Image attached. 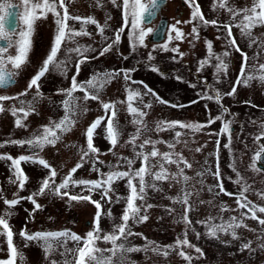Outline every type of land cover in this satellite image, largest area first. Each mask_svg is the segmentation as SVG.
<instances>
[{"label": "rangeland", "instance_id": "374dc122", "mask_svg": "<svg viewBox=\"0 0 264 264\" xmlns=\"http://www.w3.org/2000/svg\"><path fill=\"white\" fill-rule=\"evenodd\" d=\"M216 2L218 3V0ZM0 3H16L21 5L18 11H22L21 0H0ZM196 3L199 4L204 17L209 21H217V25L210 24L205 27L200 25L199 21L185 23L191 19L192 8L189 3L186 0H168L159 11L168 17L165 36L160 42H149L146 36L145 46L134 44L129 36V27L121 33L119 44L113 45L109 52L100 55L104 47L113 44L116 32L123 25L122 0H117V4L121 6L113 5L110 0H66L71 16L93 17L101 27H104L107 21L103 35L96 25L89 24L85 28L90 35L77 36L75 43L69 41L63 44L57 59H67V71L61 74L50 67V71L39 82L40 96H37L35 87L28 90V84L49 55L54 43L56 25L54 17L49 14L47 19H40L35 24L27 63L20 69L15 83L7 88H0V96L18 97L0 102L5 109L0 112V144L4 145L0 147V155L17 158L21 155L36 154L50 165V169H45L38 163L21 162V168L28 177L24 189L21 190L18 182L13 183L15 176L11 162L0 160V194L8 200L28 197L38 192L52 169L57 173L54 189L78 163L83 164V167L73 174V179L76 180H102L106 178L104 174L110 171L134 172L143 163L138 153L148 155L153 150V144H144L145 140L157 142L155 149L159 153H171L172 159L177 161L168 163L162 156L149 157L147 165L152 175H145L146 184L149 186L145 189L144 199L136 201L137 205L141 206V215H147L148 220L144 223L130 220L131 231L142 235L128 236L127 239L122 238L117 242L124 244L125 248L143 249L147 245L148 250L117 252L112 264H264V225L259 223V219H264V213L257 211V219H253L251 212L247 208H240L236 202L243 187L250 186L244 193L247 200L252 202L249 207H264V198L260 195L264 193V170H253V166L259 169L254 157L260 145H264V139L259 142L255 139L264 133V128L261 127L264 125V83L253 80L248 86L236 85V81L241 78L242 54H246L248 58L245 75H259L260 65H264V25L254 27L251 36H244L240 28L235 26L241 22L244 13L233 17L228 11V8L237 11L251 9L254 0H227L226 8L215 9L214 0H196ZM60 11L62 12V9ZM156 21L155 17L144 27L154 28ZM177 21L180 23L177 24ZM68 24L77 31L81 28V23L76 20H69ZM174 24L184 33V38L172 39L169 42V28ZM226 24L232 25V37L235 38L240 51L230 46V38L224 27ZM19 27H22V24L17 20L16 28ZM193 27H198V37L192 33ZM171 35L174 37L175 33ZM207 42L212 43V51L216 55L229 53L224 57L228 64L226 72H218L217 61L214 58L209 59ZM165 44L167 51L162 48ZM77 46L91 49L84 53L87 60L80 65L78 82L87 81L93 75L106 72L119 75L98 91V100L85 101L84 92L73 93L79 98L75 111L70 114L74 125L71 131L58 133L61 138L54 146L46 145L40 150L28 145L21 147L8 143L12 140L30 139L39 134L43 126L59 122L65 116L62 102L67 97L62 90L70 87L71 78L76 73L75 65L83 58L66 50ZM11 54L15 55V49L11 50ZM149 55L152 59H149ZM204 60H208V63L201 67ZM8 67L10 68V65ZM153 67L159 71H152ZM125 72H128L130 79L124 78ZM233 86H236V94L226 95ZM128 90L141 94L133 101V106L145 112L144 117L132 115L127 111ZM26 91V95H19ZM216 91L225 94L219 104L214 99L204 98L208 95L214 96ZM156 97L166 103H159ZM102 103L115 104L114 122L120 133L115 148H111L110 142L105 138L106 121L111 111L106 113ZM29 104L34 108V112L26 119H23L22 113L17 114L23 119L26 127H16L17 117L12 115L11 109L23 107L27 110ZM225 108L228 109L227 112H223ZM217 115H222L223 119L207 123ZM97 118H104L93 137V144L99 151L90 153L81 160L83 152L87 151L86 129ZM138 119H142L144 123H133ZM161 121L200 123L206 126L199 132L178 126L159 131L157 124ZM225 121H231L230 138L228 134L220 132ZM137 128H140L138 138L134 144L129 143L136 135ZM177 132L180 133L179 137L176 136ZM197 148L200 149L199 152L196 151ZM181 158L187 161L191 168L186 167ZM128 160L133 161L131 168L128 166ZM160 164H163L166 170L167 180L157 181L154 178V174L161 170ZM180 169L190 178L188 181L180 175ZM217 169L219 177L214 175ZM237 179H240L239 185L235 183ZM134 183L138 186V179L134 180ZM219 184H223L225 191L234 195L229 196L221 192ZM112 187L114 190L109 193L111 202L102 200L98 190L89 193L85 186L70 184L61 192L67 191L70 195H91L93 200L100 201L104 213L100 228L101 235H104L111 232L114 225L122 222L121 216L126 207L125 198L129 195L127 178L116 181ZM185 195L188 198L187 204L176 202L177 199L182 201ZM34 199L42 206L41 209L35 210L29 200L21 199L20 203L11 209L13 214L10 217L4 215L6 205L3 199H0V215H4L8 220L14 233L13 243L19 253L16 264H53V261L55 264H65V261L75 264L77 254L75 251H66L63 238L51 239L52 250L46 255L43 241L28 242L25 247V241L19 233L21 230H26L29 234L67 230L84 237L94 227L97 211L94 204L71 201L68 197L54 194V190H46L45 194L34 196ZM147 205L152 207L148 208ZM185 208H190V227L182 219ZM170 209L172 211H169ZM109 211L112 213L111 217L106 215ZM233 217L244 225L235 229L238 239H233L230 232H220L218 238L207 234L208 225H227L232 222ZM185 234L194 247H175L176 240H183ZM245 244L250 245V248H244ZM168 245L174 247L166 248ZM157 246L161 249L160 253L152 251V248ZM77 247L71 240L66 244L67 249L75 250ZM97 247L109 249L112 245L101 240L97 242ZM196 248L201 249L202 254L196 252ZM164 251H167V256L162 254ZM180 251L190 256L191 260L181 257ZM96 255L101 256L100 253ZM110 255L108 252L102 254L104 258ZM21 256L23 259H20ZM8 258L6 237L0 236V260Z\"/></svg>", "mask_w": 264, "mask_h": 264}, {"label": "snow or ice", "instance_id": "6c2138e0", "mask_svg": "<svg viewBox=\"0 0 264 264\" xmlns=\"http://www.w3.org/2000/svg\"><path fill=\"white\" fill-rule=\"evenodd\" d=\"M113 5L121 6L117 4V0H110ZM189 3L190 7L192 8L191 12V19L190 21H186L185 23H191L193 21H199L200 25L208 26V25H217V21L207 20L199 6L196 3V0H186ZM22 4V11H11L9 10L8 16L17 18L19 24H22V27L13 28L11 31L6 30L7 26L9 25V21L5 15H0V88H7L8 86L15 83L16 77L19 75L20 69L27 63L28 54L31 50L32 40L31 37L34 33V27L38 20L40 19H47L48 15L51 14L54 17V23L56 25V34L54 38V43L50 49L49 55L43 61L42 66L38 69L36 74L31 78L28 84V90H31L33 87L36 89L37 96H40V81L46 74L50 71V67L56 69L61 74L66 73L67 71V59L66 60H58V53L61 51V46L67 42L75 43V37L77 36H88L90 35L89 32L86 31V25H96L99 29L101 35H103L105 31V27H107V21H105V26L101 27L99 23L93 17L83 18L80 16H71L68 12V8L66 6V0H21ZM21 5H15L14 7H20ZM159 7V0H122V19L123 25L122 27L116 32L115 38L113 40V44H109L107 47H104L100 52V55H104L105 53L109 52L113 45L119 44L121 41V33L125 32V29L131 28V32L129 33L130 39L134 41V44H138L139 46H145V37L148 36L153 32V28L151 27H144L145 24H150L153 18L156 15V10ZM226 8L227 7V0H214L213 8ZM62 9V12L60 11ZM5 10V5L0 3V12ZM228 11L233 14V17L240 15V13H244L241 22L236 27L240 28L241 34L244 36H251V30L256 26L264 25V0H254L253 7L251 9L244 8L239 11L234 10L232 8H228ZM110 19V17H109ZM69 20H76L81 23V28L79 31L71 28L68 24ZM177 24L180 21L176 22ZM225 29L227 30L228 37L230 38V46L236 48L237 51H240L238 45L236 44V40L232 37V25H224ZM171 33H175L173 37ZM192 33L198 37V27H193ZM184 38V33L180 31L176 25H171L169 28V42L172 39L182 40ZM209 59H215L217 61V71L218 72H226L228 69V64L225 62L224 57L229 55L228 52H224L222 56L216 55L213 51V45L211 42H207L206 44ZM162 48L167 51L168 47L167 44L162 45ZM15 49V55L11 54V50ZM91 49L87 47H80L77 46L76 48L67 49V52H75L81 57L82 59L78 60L75 67L76 73L71 78V85L68 89L62 90L64 95L67 97L62 103L65 108V116L59 122H51L48 126H43L41 132L39 134L33 135L32 138L27 140H12L8 143L13 145H19L23 147L24 145H28L30 148L33 149H40L46 145L54 146L56 142L61 138L58 133H64L71 131L72 126L74 125V121L71 120L70 114L73 113L77 107V100L79 98L75 97L73 93L76 91L84 92L83 99L87 100H98V91L102 89L106 84L110 83L112 79L115 78L116 75L119 73H112L106 72L103 74H96L93 75L90 79L84 82H78L77 76L79 75L80 65L83 64L87 60V56L84 53L89 52ZM173 51H178V49H172ZM182 55V54H181ZM243 63L240 69L241 78L236 81V85H243L248 86L253 80H259L261 83H264V65H260L259 75H245V71L247 68V56L246 54H242ZM149 59H152L151 55H149ZM208 63V60H204L201 62V67ZM10 65V68L8 67ZM152 71H159L157 68L153 67ZM124 78L130 79L128 72L124 73ZM92 90V91H90ZM149 93L151 90H148ZM26 92L20 93L19 95H26ZM236 94V86H233L231 91L226 93L228 96H232ZM140 93L138 91L128 90L127 95V111L135 116L144 117L146 115L145 112L138 109L137 107L133 106V101L140 97ZM225 94L216 91L214 96L208 95L204 98L208 100H215L216 103H220L222 96ZM18 97H9V96H0V102L6 101L9 99H17ZM35 99V97H34ZM159 103H166L159 97H156ZM23 104L24 102L21 101ZM146 107H151V105H145ZM174 107L176 105H173ZM102 107L105 112L111 111V115L107 117L105 132H106V139L110 142L111 148H115L118 144L120 133L118 131V126L114 122V118L116 117L115 111V104L111 103H102ZM5 111L2 104H0V112ZM86 111V109H85ZM228 109H223V112H227ZM12 115L16 116L15 126L16 127H26L23 123V119H26L28 115L34 112V108L31 104L27 110L23 107L17 109H11ZM22 113L23 119L20 118L17 114ZM104 118H97L93 121L89 127L86 129L85 136L87 140V151L83 152L81 156V160L84 157L89 156V154L98 153L99 149L96 148L93 144V137L96 133V130L101 127L102 121ZM222 115H217L214 118H210L208 120V124L215 123L217 120H222ZM133 123L135 124H143L144 121L142 119L134 120ZM230 124L231 121H225L222 124V128L220 130L223 134H228L230 138ZM180 128H187L191 129L192 131L199 132L204 128L205 124L200 123H184L181 121H161L157 124V130L159 131H166L176 127ZM146 127V125H145ZM264 128V125H261ZM140 134V128H137V133L132 137L129 143H135L136 139ZM219 134V133H218ZM176 136L179 137L180 133L177 132ZM256 141L259 142L260 139H264V133L260 136H257ZM153 144V150L148 154L145 155L144 153H138L140 157H142V166L135 170L134 172L129 171H110L105 175V179H98V180H84V179H73V174L81 167L83 164L78 163L74 168L71 169L70 173L62 180L59 185H56L53 189L54 178L56 177L57 173L54 169L50 171V175L45 178L42 182L41 187L39 188L38 192L29 195L28 197H18L12 200H8L0 194V199H3L4 204L6 205V210L4 215L11 216L13 213L11 209L18 205L21 199L29 200L33 205L35 210L41 209V205L37 203L34 199V196L43 195L45 194L46 190H54V194L59 195L61 197H68L71 201H85L91 202L94 204L95 208L97 209L95 217H94V227L92 231H89L85 234L84 237L79 236L78 234L71 233L67 230L59 231V232H36L33 234H29L26 230H21L19 233L20 237L25 241V247L28 246V242L36 241L41 242L43 241V250L45 251L46 255L51 252L52 245L50 243L51 239H60L63 238V245L65 246L66 251H75L77 254L75 264H112V259L115 257L117 252L120 253H131V252H139V251H147L148 246L146 245L145 248L141 249L138 247H131L125 248L124 244H118L119 240L127 239L128 236L132 235H142L138 233H133L131 228L129 227V221H134L136 223H144L148 220L147 215H141V206L137 205L136 201L144 199V193L146 187L149 185L146 184L145 175H152L147 162L149 157H157L162 156V158L168 163H177L172 159L171 153H159L158 150L155 149V143L151 140H145L144 144ZM3 144H0V147H3ZM143 147V145H141ZM169 147H174V145H169ZM227 147V145H226ZM197 152L200 151L199 148L196 149ZM262 154H264V145H260L258 151L255 154L254 159L260 160L262 158ZM179 155V154H177ZM0 160H8L11 162V168L13 170V174L15 176V181L13 183L18 182V186L21 190L25 187V182L28 180V177L23 172L21 168V162H33L38 163L39 165L43 166L45 169H50V165L42 158H39L36 154L34 155H21L17 158H13L11 155H0ZM182 162L185 164L186 167L191 168V165L187 163V161L181 158ZM129 168H131L133 161H127ZM160 171L154 174V178L157 181L160 180H167L168 175L166 170L164 169L163 164H160ZM254 171H261V169H256L253 166ZM97 171H99L97 169ZM180 175L183 176L185 181H188L190 178L184 175V170L180 169ZM198 175H200L198 173ZM215 176L219 177L220 173L217 169V172L214 173ZM239 175V174H237ZM127 178V187L129 189V195L125 198L126 200V207L123 210L121 216V223L119 225H114L111 232L105 233L101 235L102 229L100 228V220L102 217V206L100 201L93 200L91 195H70L67 191L61 192L62 189H67L69 185L75 186H85L89 193L93 191H99L101 195V199H107L111 202V197L109 193L112 192L113 184L118 180H123ZM138 179V186L137 183H134V180ZM236 184H240V179L235 181ZM151 187H155V185H151ZM218 187L220 191L226 195L232 196L233 193L226 192L224 189L223 184H219ZM250 186H244L243 190L239 193L237 197V204L240 208H247L251 212V218L257 219L256 212L259 211L260 213H264V207H256L251 206V201L247 200V197L244 195L245 192L249 190ZM261 198H264V193L260 194ZM245 202H241V201ZM176 202H182L184 204L188 203L187 195L183 198V200L177 199ZM148 208L152 207V205H147ZM169 211H172L171 209ZM190 208H185L184 215L182 217L183 222L187 226H191V221L188 218V212ZM4 215H0V236H5L7 240V248L9 252V258L6 260H0V264H16L17 257L19 255L16 246L13 243L14 233L9 225L7 219L4 218ZM106 215L108 217L112 216L111 211L107 212ZM259 223L264 225V219H259ZM244 226L242 222H237L236 218H232V222L225 225H208V235L212 238H218V233L223 232L225 234L232 235L233 239H238L235 233V229ZM71 240L75 242L78 247L75 250L67 249L66 244ZM103 241L104 243H110L112 245L109 249H101L97 247L98 241ZM83 245L82 247L79 245ZM180 246H187V247H194L190 244L187 236L185 234V238L183 240L177 239L175 242V247ZM166 248H173V245L165 246ZM244 248H250V245L245 244L243 245ZM264 247V246H262ZM196 252L201 253V249L196 248ZM153 252L160 253L161 249L159 246L152 248ZM104 252H108L111 255L107 258H104L102 254ZM100 253L101 256H97L96 254ZM163 255L167 256V251L162 253ZM179 255L183 257L185 260H191V257L186 255L183 251L179 252ZM20 259H23L21 256ZM55 264V261H53ZM65 264H68L65 261Z\"/></svg>", "mask_w": 264, "mask_h": 264}, {"label": "water", "instance_id": "95a60500", "mask_svg": "<svg viewBox=\"0 0 264 264\" xmlns=\"http://www.w3.org/2000/svg\"><path fill=\"white\" fill-rule=\"evenodd\" d=\"M164 2H165V0H159V7L156 10V15H157V12L160 10L161 6L164 4ZM14 6L15 5L8 6L7 12L5 14L6 18L9 21V25L7 26V28L9 30L15 28L16 25H17V18L8 16L9 10H11V11H17V7H14ZM156 15H155V17H156ZM165 27H166V17L163 16V15H161L158 18V20H157V22L155 24V27L153 28V32L148 37L149 40H152V41H160L163 38V36H164ZM256 165L258 167L264 169V154H262V158L260 160L256 161Z\"/></svg>", "mask_w": 264, "mask_h": 264}, {"label": "flooded vegetation", "instance_id": "af4514ba", "mask_svg": "<svg viewBox=\"0 0 264 264\" xmlns=\"http://www.w3.org/2000/svg\"><path fill=\"white\" fill-rule=\"evenodd\" d=\"M167 1H168V0H166L164 6L166 5ZM14 4H16V3H7V4H5V10H4L3 12H0V15H5L6 12H7V8H8V6H10V5H14ZM182 4H183V3H182ZM16 5H17V4H16ZM164 6H163V7H164ZM163 7H162V8H163ZM17 11H18V7H17ZM163 14H164V13H163ZM164 15H165V14H164ZM167 25H168V17H167ZM166 28H167V27H166ZM6 30L11 31V30H9L8 28H6ZM165 32H166V30H165Z\"/></svg>", "mask_w": 264, "mask_h": 264}]
</instances>
